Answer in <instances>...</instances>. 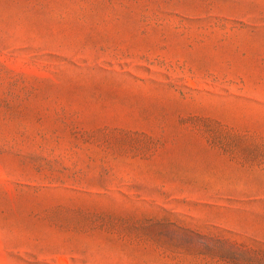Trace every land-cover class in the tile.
Returning <instances> with one entry per match:
<instances>
[{"label": "rangeland", "instance_id": "1", "mask_svg": "<svg viewBox=\"0 0 264 264\" xmlns=\"http://www.w3.org/2000/svg\"><path fill=\"white\" fill-rule=\"evenodd\" d=\"M0 264H264V0H0Z\"/></svg>", "mask_w": 264, "mask_h": 264}]
</instances>
